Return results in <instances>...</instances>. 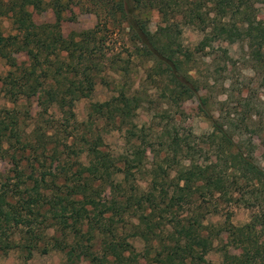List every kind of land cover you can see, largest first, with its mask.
<instances>
[{
    "label": "trees",
    "instance_id": "1",
    "mask_svg": "<svg viewBox=\"0 0 264 264\" xmlns=\"http://www.w3.org/2000/svg\"><path fill=\"white\" fill-rule=\"evenodd\" d=\"M70 8L93 14L96 24L62 36V16ZM43 9L50 10L54 24L34 22L33 11ZM150 11L157 14L160 22L154 32L148 29ZM4 18L10 31L0 32V58L6 62L11 58L12 62H8L10 69L0 78V93L12 102L41 94L63 122L76 129L83 127L84 133L77 140L78 152L72 138L63 145L76 157L74 180L67 176L56 180L43 166H30L26 175L15 158L12 178L0 176V256L15 248L30 254L38 243H50L52 250L64 254V264H76L77 260L87 264H210L206 256L224 234L237 254L221 246L219 264H264V240L260 239L261 232H254L253 220L234 227L228 224L225 214L222 227L201 223L211 214H220L223 204L248 207L249 194L257 191L264 195V171L249 153L234 149L227 133L215 125L217 134L207 136L217 139L219 164L195 161L193 147L174 135L167 148L175 163L181 162L182 166L174 168L169 183L166 184L169 174L159 167L163 179L154 171L145 191L133 186L127 194L122 183L133 176L130 169L139 163L146 149L136 137L142 130L132 124L138 99L121 89L103 102L90 103L83 122L77 124L73 113L77 101L90 98L103 70L113 69L122 61L118 54L108 53V41L116 35L125 38L129 55L146 65L147 79L164 82L169 98L175 101L179 95H195L205 107L196 81L184 68L190 59L178 41V24L204 34L198 44L200 49L215 40H246L253 47L255 60L264 65V20L243 15L234 0H0V20ZM21 55H27V64L14 59ZM122 62L127 65L129 60ZM121 71L126 72L124 68ZM98 121L123 132L127 143L139 141L132 145L133 160L124 157L121 165L115 164L108 153L100 150L101 136L86 128ZM7 129L0 121V144ZM51 135H46L47 140ZM49 145L42 142L39 133L40 155L48 152L53 157L58 153L57 147ZM28 146L36 153L33 146ZM115 174L123 176L122 183L114 182ZM103 184L116 197L102 200ZM125 217L134 219V223L129 221L132 232L127 236L143 243L140 253L118 232L116 224L125 228ZM38 219L42 229L35 232L32 223ZM49 227H58L55 233L59 237L45 235L43 231ZM82 241L89 246L82 245ZM95 246L97 250L93 251Z\"/></svg>",
    "mask_w": 264,
    "mask_h": 264
},
{
    "label": "rangeland",
    "instance_id": "2",
    "mask_svg": "<svg viewBox=\"0 0 264 264\" xmlns=\"http://www.w3.org/2000/svg\"><path fill=\"white\" fill-rule=\"evenodd\" d=\"M234 1L243 15L256 21L264 20V0ZM32 17L35 23H55L49 9L33 11ZM147 17L148 29L154 32L160 25L159 18L154 11H150ZM96 22L94 15L84 9L70 8L62 16L60 32L66 37L71 32L91 29ZM9 26L7 19L0 20V32L7 34L10 31ZM178 29V41L183 51L189 53L190 59L184 68L196 81L198 96L205 99V107L200 105L195 95H179L174 101L164 91V82L156 78L147 79L146 65L129 55L130 47L122 35L112 36L107 48L110 56L118 54L120 60H129L127 65H123L121 61L113 69H104L100 75L101 79H96L90 98L79 100L73 106L75 121L79 124L85 120L90 103L103 102L118 90H128L130 95L138 99L139 106L135 110L132 124L136 126V130H142L136 137L142 141L146 149L139 163L134 162L135 167L130 169L133 176H129L128 181L122 183L123 176L120 174H115L113 178L114 182L122 183L127 194L133 186L145 191L154 171L158 178L163 179L159 167L169 174L166 184L169 183L174 176V168L182 166L181 162L175 163L172 152L167 148L168 140L174 135L193 147L195 161L219 164L217 139L207 137L213 133L217 134L213 129L215 125L232 138L234 149L244 154L249 153L254 163L264 171V65L255 60L252 54L253 47L250 48L246 40L232 43L215 40L200 49L198 44L204 34L199 29L182 24H178ZM261 52L264 54V48ZM14 59L17 63H28L27 55L15 56ZM8 62H12L11 58L7 62L0 58V78L10 69ZM123 68L126 72L121 71ZM59 115L54 107L48 106L43 101L41 94L29 100L19 99L12 102L0 93V121L8 128L0 144L2 178H12L11 170L14 164L12 160L15 158L26 175L31 171L30 166L36 168L43 166L42 168L53 174L56 180L63 176H67L71 181L75 179L72 174L75 172L73 164L76 157L64 149L63 145L72 138L75 141V152H78L80 142L77 140L80 134L84 133V129L81 126L76 129L71 123L66 124ZM86 128L101 136L103 146L99 148L108 153L115 164L121 165L124 157L133 160L132 145L139 144V141L127 143L123 132L109 128L103 121ZM34 129H37L35 133H33ZM39 133L44 144L48 143L49 146L58 148V153L53 157L48 152L40 155V149L37 147ZM45 134L47 136L52 134L50 140H47ZM28 144L36 149V153L29 149ZM80 158L84 162V155ZM95 184L97 185V181ZM103 185L100 192L102 200L109 201L116 197L108 185L107 187L106 184ZM256 187L259 188L258 185ZM9 190L13 188L9 187ZM248 199H250L248 207L241 203L223 204L220 214H211L201 223L222 227L226 221L225 214L228 215V224L234 227H240L253 220L254 232H261L260 239L264 240V195L256 191L253 195L249 194ZM194 211L197 214V210ZM39 220L32 223L35 232H40V228L42 229ZM124 220L125 228H121V224H116L118 232H122V237L136 253H140L143 243L137 238L127 236L128 232H132L129 229V221L134 223V219L125 217ZM81 230L84 232L85 227ZM43 232L48 237H59V233H55L59 232L58 227H49ZM92 243H97V239L95 238ZM48 244L38 243L37 248L31 250L30 254L22 248L12 249L0 256V264H64L66 259L64 254L52 250ZM82 245L89 246L86 241H82ZM214 245L215 249L206 256L210 264L220 263L221 246L228 249L230 254H237L236 250L230 248L224 234ZM43 248L47 251H42ZM92 250L96 251L97 246ZM75 263L87 264L78 260Z\"/></svg>",
    "mask_w": 264,
    "mask_h": 264
}]
</instances>
